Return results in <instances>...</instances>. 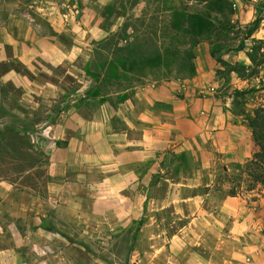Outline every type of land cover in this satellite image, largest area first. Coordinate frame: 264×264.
<instances>
[{"label":"rangeland","instance_id":"obj_1","mask_svg":"<svg viewBox=\"0 0 264 264\" xmlns=\"http://www.w3.org/2000/svg\"><path fill=\"white\" fill-rule=\"evenodd\" d=\"M227 1L226 6L217 10L206 6L203 0H0L2 9H8V4L16 6L18 40L28 33L26 21H29L37 36L51 35L56 47L69 55L57 66H43L42 61H36L35 69L42 70H35L34 75L13 57L8 43L3 45L2 54L6 59L0 61V74L15 70L19 77L17 89L4 83L6 98L10 97L8 102L17 105L22 114L20 129L29 132H25L26 140L21 143L11 139L17 145L15 151L5 150L0 155L1 179L22 183L81 181L84 183L80 193L86 197L85 184L105 177V168L81 165L76 153L69 154L56 176L49 172L54 145L67 141L58 140L53 130L43 134V128L62 119L60 112L67 111L74 99L78 100L76 104L84 117L94 115L106 103L118 106L138 92L144 100L151 99L157 94L151 85L166 87L167 91L161 95H170L172 101L190 99L199 104V109L194 108V116L199 120L197 129L185 140H177L162 151L161 171L152 174L150 179L159 185L144 191L146 199L153 197L154 201L146 202L140 219L132 223L126 236L78 238L85 250L68 254L74 259L79 257L80 264L90 261L94 264H264V185L249 189L244 176L231 177L239 173L257 150L248 117L254 108L264 109V64L252 76L239 78L234 72L227 73L220 62L250 66L245 53L252 38L261 39L264 44V12L257 11L264 0ZM183 10L215 18L213 30L193 48L195 74L189 78L176 70L177 59L170 58V53L166 56L167 65H160L158 58L153 59L157 42L163 44L162 53L168 46L171 36L163 35L164 26L173 22L174 12ZM256 17L261 18L257 31L245 39L246 29ZM227 22L229 25L224 28ZM113 37L122 38L118 41L122 47L132 43L129 53L136 62L140 55L150 59L144 68L127 73L123 80L110 79L109 71L101 67L111 57L106 52L114 49ZM19 42L18 53L24 46ZM99 51L102 52L98 54ZM137 75L144 77L137 78ZM126 84L133 87L104 94L107 89ZM109 125L116 132L126 130L119 119ZM141 132L140 127L129 131L135 137ZM72 135L71 131L66 133V137ZM25 141L32 143L33 148L26 147ZM30 164L37 168L19 173ZM237 183L240 184L238 193L228 195L230 187ZM20 190L12 195L20 204L28 205L31 200L27 189ZM20 204L15 208L17 223L26 227L27 212ZM58 210L62 216L71 215L65 207ZM108 218L116 226L113 216ZM52 223L55 228L60 227L63 220ZM64 223H71V219Z\"/></svg>","mask_w":264,"mask_h":264},{"label":"crops","instance_id":"obj_2","mask_svg":"<svg viewBox=\"0 0 264 264\" xmlns=\"http://www.w3.org/2000/svg\"><path fill=\"white\" fill-rule=\"evenodd\" d=\"M8 5V9H2L0 5V61L6 59L2 54L5 43L12 48L13 57L34 75L35 70H42L35 69L38 67L36 61H42L40 64L43 66H57L69 58L56 47L51 35L37 36L29 21H26L28 33L18 40L16 6ZM18 42L24 44L19 53ZM45 70L48 72V69ZM5 82L17 89V72L10 70L7 74H0V125L3 127L6 124L16 129L22 127L20 120L23 117H20L22 114L17 105L8 102L10 97L7 100ZM151 87L157 90L151 99L144 100L138 92L118 106L106 103L103 109L89 117L81 115L80 107L76 104L78 100L74 99L67 111L64 109L60 112L62 119L54 120L43 128V134L53 130L52 134L58 140L67 141L64 145L55 144L52 149L49 170L52 175L56 176L59 166L63 165L69 154L74 153L81 165H100L105 168L102 180L85 184L88 192L86 197L80 193L84 183L81 181L54 180L46 183L36 180L22 183L0 178V264H80L79 257L74 259L68 254L69 251L85 250L78 238L122 235L126 233L121 232L122 229L131 228L132 223L140 219L146 202L149 199L154 201L153 197L146 199L144 191L159 185V182L150 179L152 174L161 171L162 151L169 149L177 140L184 139L197 129L196 124L199 123L194 116V108L199 109L198 103L190 99L172 101L170 95H161L167 91L166 87ZM74 93L78 94L77 90ZM167 97L170 99L165 100ZM117 118L126 127L125 131L110 129L109 124ZM135 127L142 130L138 137L129 133ZM68 131L73 135L66 137ZM141 167H144L142 171L139 170ZM22 188L27 189L29 194L31 201L28 205L20 204V200L12 195ZM18 204L23 205L27 212L26 227L17 223L15 208ZM60 207H65L70 217L58 214ZM110 215L116 226L108 221ZM5 219L8 220L7 225ZM66 219H71V223L65 224ZM54 220L58 224L63 220V223L55 228L52 223ZM90 263L94 264V261Z\"/></svg>","mask_w":264,"mask_h":264},{"label":"trees","instance_id":"obj_3","mask_svg":"<svg viewBox=\"0 0 264 264\" xmlns=\"http://www.w3.org/2000/svg\"><path fill=\"white\" fill-rule=\"evenodd\" d=\"M203 1L206 6L217 10L226 6L228 2L227 0ZM257 11L258 13L264 12V4H259ZM198 15L199 14H189L185 11L182 13L174 12L173 22L171 21V23L167 24L168 26H164L166 30L163 31V35L168 34V37H171L169 38V41L166 44L168 46L165 47L163 53L161 50L163 44L160 43V41L156 43V54L153 59L156 61L158 58L159 64L161 65L162 63H167V53L171 54L170 58L175 56V59H177L176 70L178 72H184V74H182L184 78L192 77L195 74L193 48L202 40L206 39V34L211 32L214 28V17H210V15H206L204 17L203 15ZM260 20L261 18L256 17L252 23H250L251 26L249 25L246 29L245 39L257 31ZM226 25H229V23H225L224 28H226ZM120 39L122 38H119V40ZM119 40L114 37L111 39V44L114 46V49H112L110 53L106 52L107 55L110 54L111 57L101 65L105 71H109L110 79L114 78L115 80L126 79L125 75L127 73H137L140 68H144L146 66V61H150V59L140 55V57L136 59V62L129 53L132 43H127V45L122 47L118 45ZM116 51H124L125 53L117 54ZM101 52L102 51H99L98 54ZM245 54L250 66H245L239 63L229 64L222 60L220 62L224 66V70H226L227 73L234 72L239 78H248L252 76L256 72V69L264 64V44H262V40L252 38V44ZM107 55L105 56L107 57ZM141 76L144 77V75H137V78H141ZM132 87L133 84L119 85V87L115 89H107L104 94L108 95L123 92ZM248 126L251 130V137L257 147V150L244 163L242 169L239 171L240 174H232L231 177L240 178L241 176H244V181L247 183V187L249 189H253L257 185H264V109L262 107L258 106L253 109L251 116L248 117ZM3 127L4 129L0 131V141L6 145L4 146L0 143V155L5 150H7L8 153L15 151V149H17V145L15 142H12L11 139H17V143H21L19 141L24 140L27 136L26 133L29 132V130L22 131L20 129L21 127H16V129H14L12 126L6 124H4ZM63 144L62 141L56 143V145ZM25 145L30 149L33 148L32 143H27L25 141ZM30 149L27 148V150ZM30 153L31 152H29V154ZM34 164H30L26 169L21 170L19 173L24 174L26 170L29 171L34 168ZM224 172L226 173V169H224ZM239 185L240 184L237 183L236 185L230 187L228 195L235 196L238 193L237 188ZM129 229H127L126 233L123 235H128V232H130Z\"/></svg>","mask_w":264,"mask_h":264}]
</instances>
